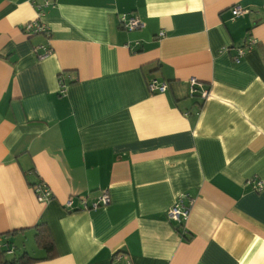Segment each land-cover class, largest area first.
<instances>
[{"label": "crops", "instance_id": "obj_1", "mask_svg": "<svg viewBox=\"0 0 264 264\" xmlns=\"http://www.w3.org/2000/svg\"><path fill=\"white\" fill-rule=\"evenodd\" d=\"M42 1L0 0L5 257L44 256V223L57 255L29 264H264V0ZM129 12L140 27H121ZM103 190L107 205L84 208Z\"/></svg>", "mask_w": 264, "mask_h": 264}, {"label": "built area", "instance_id": "obj_2", "mask_svg": "<svg viewBox=\"0 0 264 264\" xmlns=\"http://www.w3.org/2000/svg\"><path fill=\"white\" fill-rule=\"evenodd\" d=\"M48 5L46 0H43L38 7V13L41 12V9ZM248 13V10L240 5H234L231 7V15L232 17L241 16ZM119 21L121 27L127 29V30H133L141 26L140 19L138 15L134 12L129 13H123L119 16ZM23 30H27L28 33H36V32H45L48 33V29L43 26V24H38V21H33L25 24L23 26ZM160 36L163 35V32H160ZM253 42V40H249L248 43ZM244 52V47H240L238 49V55H242ZM48 51H44L42 54H40V57L46 56ZM236 62H239V58L235 59ZM189 95L190 96H197L200 100H205L208 95V89L202 88V83L197 80L196 77L192 76L189 78ZM65 83H61L60 85V93L65 92ZM149 90L152 92H164L167 89V84L165 82H159L157 79H153L148 82ZM252 181V180H251ZM256 184L258 185V188H261L264 186V184L261 181H257ZM35 194L37 196L38 200H47L51 197V191L47 187L43 181L39 180L36 183L33 184ZM110 201L109 195L106 190L102 191V194L96 202H90L85 203L84 202V208L90 207H98L100 205H107ZM193 203V196L190 193H181L179 194L172 205L167 210V216L168 218L175 222L177 225H182L184 221L187 219L191 206ZM73 204V199L68 198L65 201V206L70 207ZM116 258L119 260L121 256L116 255Z\"/></svg>", "mask_w": 264, "mask_h": 264}, {"label": "trees", "instance_id": "obj_3", "mask_svg": "<svg viewBox=\"0 0 264 264\" xmlns=\"http://www.w3.org/2000/svg\"><path fill=\"white\" fill-rule=\"evenodd\" d=\"M34 229V242L36 246L44 251V256L35 257L29 255L27 252L21 255H14L7 259L5 257V250L0 249V264H29L31 262L54 258L56 253L55 241L49 230L44 223H39L33 227Z\"/></svg>", "mask_w": 264, "mask_h": 264}, {"label": "rangeland", "instance_id": "obj_4", "mask_svg": "<svg viewBox=\"0 0 264 264\" xmlns=\"http://www.w3.org/2000/svg\"><path fill=\"white\" fill-rule=\"evenodd\" d=\"M121 256V255H120Z\"/></svg>", "mask_w": 264, "mask_h": 264}]
</instances>
